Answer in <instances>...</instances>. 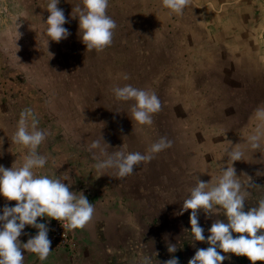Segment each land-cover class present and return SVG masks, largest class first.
I'll return each instance as SVG.
<instances>
[{"label": "rangeland", "instance_id": "374dc122", "mask_svg": "<svg viewBox=\"0 0 264 264\" xmlns=\"http://www.w3.org/2000/svg\"><path fill=\"white\" fill-rule=\"evenodd\" d=\"M48 2L0 0V165L23 164L29 150L12 137L30 108L48 133L37 149L47 158L39 175L147 221L179 209L196 177L215 186L231 164L225 149L243 152L237 176L264 177V137L257 149L249 143L264 123L255 115L264 108V14L239 0H191L182 15L162 0H109L113 41L88 51L72 16L82 0H60L70 35L58 43L45 31ZM126 84L161 100L151 125L132 121V101L115 97ZM162 136L172 146L123 179L97 170L99 149L88 151L102 137L109 153L144 154Z\"/></svg>", "mask_w": 264, "mask_h": 264}, {"label": "clouds", "instance_id": "9594fccd", "mask_svg": "<svg viewBox=\"0 0 264 264\" xmlns=\"http://www.w3.org/2000/svg\"><path fill=\"white\" fill-rule=\"evenodd\" d=\"M59 3L60 0H49L46 6L49 15L45 21L47 36L57 43L70 35L69 30L63 27L68 20L63 10L58 8ZM162 4L171 13L182 15L184 9L191 4V0H162ZM108 7L109 0H82V6H75L76 14L72 16L78 17L81 40L88 51H103L113 41L117 24L107 14ZM19 35L20 33L16 40ZM122 78L127 80L129 76L125 73L122 74ZM113 92L118 100L132 101L131 120L139 125H151L153 114L162 109V102L155 92L136 88L130 84L115 87ZM255 115L258 120L264 122V108L257 109ZM38 125L39 120L32 109L26 108L20 113L12 140L26 147L29 150L28 154L21 166L5 168L0 165V196L9 201H16L15 206L5 205L0 214V264H23L22 249L36 254L41 261L48 258L52 250L51 240L48 238L49 228L45 223H38V217L46 216L59 222L64 221L65 223L61 225L70 233L74 229H83L94 215L93 204L82 192L77 196L69 190L70 185L62 182L61 179L36 175L33 172V169L43 168L47 163V158L41 156L37 149L45 141L48 133L39 129ZM262 137H264V123L249 137L250 146L253 149L259 148ZM101 141L104 146L101 145ZM171 146L172 141L162 136L144 154L125 151L109 153V145L100 137L99 140L91 142L88 151L99 149L102 158L98 157V163L95 165L97 170L115 169L116 178L123 179L131 175L142 162H151L154 154ZM225 152L231 164L221 167L222 175L215 186L209 188V182L196 177L195 186L183 201L181 214L191 210L189 223L193 240L206 242L209 245L207 248L197 249L188 264H222L224 260L230 259L222 253L246 256L252 264L256 261H264V231H262L264 230V199L260 200L257 206L244 211L248 192L233 167V162L242 159L243 152L240 149L230 148L225 149ZM216 206L224 210L227 222L222 220L213 222L208 229L210 235L205 237L204 228L198 221V211L203 210L206 216H210ZM26 225L38 229V232L21 247L18 237ZM233 233L241 235L234 237ZM218 249L222 250V253ZM176 250L175 245L168 246L169 253H174ZM141 264H151V257H144ZM163 264H179V260L173 256Z\"/></svg>", "mask_w": 264, "mask_h": 264}, {"label": "crops", "instance_id": "0c3cea01", "mask_svg": "<svg viewBox=\"0 0 264 264\" xmlns=\"http://www.w3.org/2000/svg\"><path fill=\"white\" fill-rule=\"evenodd\" d=\"M239 1L240 5L244 1V6L264 14V0ZM33 172L36 175L41 173L39 169H33ZM48 175L50 178L53 177V174ZM238 179L248 192L244 207V211H247L264 199V177L239 175ZM15 204L16 201H9L0 196V214L5 205L15 206ZM92 204L95 209L93 218L83 229H75L72 251L54 250L46 260L41 261L36 254L22 249L23 264H141L146 256L151 257V264H163L173 256L178 258L179 264H188L197 249L209 246L206 242L193 240L189 223L191 210L181 214L183 204L169 214L156 213L149 221L114 204L100 203V201ZM216 220L227 222L224 210L219 206L214 207L210 216H206L203 210L198 211V221L204 228L205 237L210 235L208 229ZM239 235L241 234L233 233L234 237ZM170 244L176 246L177 250L174 253L168 251ZM218 251L222 253V250L218 249ZM222 254L230 257L222 264H252L246 256ZM255 264H264V261H256Z\"/></svg>", "mask_w": 264, "mask_h": 264}, {"label": "built area", "instance_id": "2783aa9c", "mask_svg": "<svg viewBox=\"0 0 264 264\" xmlns=\"http://www.w3.org/2000/svg\"><path fill=\"white\" fill-rule=\"evenodd\" d=\"M38 223H45L46 226L49 228L48 231V238L51 240V251L56 250H67L72 251L74 248V241H73V232H68L67 229H64L61 224L65 223L64 221H57L56 219H52L50 217H38ZM38 232V229L26 225L25 228L22 230L23 235H30L35 236Z\"/></svg>", "mask_w": 264, "mask_h": 264}, {"label": "trees", "instance_id": "16d2710c", "mask_svg": "<svg viewBox=\"0 0 264 264\" xmlns=\"http://www.w3.org/2000/svg\"><path fill=\"white\" fill-rule=\"evenodd\" d=\"M0 161H1V159H0Z\"/></svg>", "mask_w": 264, "mask_h": 264}]
</instances>
